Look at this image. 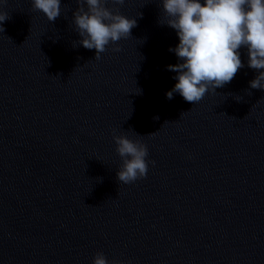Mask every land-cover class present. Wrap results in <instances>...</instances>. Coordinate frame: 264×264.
<instances>
[{
    "label": "water",
    "instance_id": "1",
    "mask_svg": "<svg viewBox=\"0 0 264 264\" xmlns=\"http://www.w3.org/2000/svg\"><path fill=\"white\" fill-rule=\"evenodd\" d=\"M106 6L137 27L99 60L73 46L76 0L54 22L32 0L0 6V264H264V90L247 49L223 88L168 100L181 61L160 0ZM114 135L147 146L146 177L118 181Z\"/></svg>",
    "mask_w": 264,
    "mask_h": 264
},
{
    "label": "clouds",
    "instance_id": "2",
    "mask_svg": "<svg viewBox=\"0 0 264 264\" xmlns=\"http://www.w3.org/2000/svg\"><path fill=\"white\" fill-rule=\"evenodd\" d=\"M76 2L80 7L74 13V24L82 39L73 46L95 49V60L100 59L110 43L129 38L137 27L136 19L118 14V10L114 14L106 6L109 0ZM111 2L123 5L125 0ZM6 3L7 0H0V6ZM160 3L167 20L160 23L174 29L179 38L178 46L169 51L181 61L167 66L168 71L177 73L174 79L178 81L166 93L168 100L178 93L186 102L196 104L209 90L216 92L229 84L245 66L241 48L247 49L248 67L259 73L249 82L250 88L264 90V0H160ZM32 4L50 22L61 15V0H32ZM9 19L8 13L0 11V32L5 31L3 24ZM113 50L119 52L121 48ZM114 140L123 159L117 172L118 181L127 185L146 177L147 146L126 136L114 135ZM93 264L109 262L103 253H97Z\"/></svg>",
    "mask_w": 264,
    "mask_h": 264
}]
</instances>
